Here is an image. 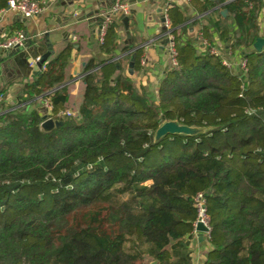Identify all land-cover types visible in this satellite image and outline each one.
<instances>
[{
  "label": "trees",
  "instance_id": "trees-1",
  "mask_svg": "<svg viewBox=\"0 0 264 264\" xmlns=\"http://www.w3.org/2000/svg\"><path fill=\"white\" fill-rule=\"evenodd\" d=\"M219 3L227 16L190 1L209 22L202 48L184 39L186 11L167 8L176 58L155 99L128 75L131 53L117 57L126 23L114 16L100 43L108 58L86 62L75 110L64 85L72 45L25 83L17 106L0 103V264H193L198 193L203 264H264V45L253 47L263 2ZM36 98L49 110L28 108ZM44 116L62 124L43 130ZM168 120L207 130L155 141Z\"/></svg>",
  "mask_w": 264,
  "mask_h": 264
},
{
  "label": "crops",
  "instance_id": "crops-1",
  "mask_svg": "<svg viewBox=\"0 0 264 264\" xmlns=\"http://www.w3.org/2000/svg\"><path fill=\"white\" fill-rule=\"evenodd\" d=\"M126 5L129 12L123 15L120 11L113 13L114 3ZM258 16L259 36L264 37V0ZM225 3V2H224ZM224 3H214L210 11H215L221 17ZM176 6L186 11L188 20L182 24L183 36L192 40L202 48L204 42L200 38L201 25L209 22L204 14L196 13L190 2L184 0H42L40 12L32 17H26L19 12L6 7L0 8V40L17 32L24 34L22 44L10 50L0 51V103L3 106L16 105L25 83L30 82L39 73H34L32 58H38L48 52L47 62L66 46L72 45L69 64L65 72V82L69 108L75 110L81 101L84 82V66L91 58L104 60L108 55L100 50L99 28L106 17L122 16L127 18L126 26L118 30L119 50L117 57L122 58L130 52L126 65L128 75L136 80L137 87H145L149 94H154L169 65L168 37L163 20L168 7ZM214 15L213 18H217ZM209 25V24H208ZM181 26V25H180ZM212 39L216 48L223 53V44L218 41L217 34L212 31ZM39 43V44H38ZM34 44L39 46L34 47ZM127 46L126 52H120ZM15 49L14 52H12ZM139 56V68L129 73L128 65L132 54ZM135 59V58H134ZM234 59V60H233ZM240 57L229 60L237 71ZM127 62V61H126ZM143 62V63H142ZM40 71V70H39ZM154 97V95L152 96ZM37 99V98H36ZM28 108L38 106L43 114L42 101H32ZM193 264H203L208 244L205 234L202 240L195 236Z\"/></svg>",
  "mask_w": 264,
  "mask_h": 264
},
{
  "label": "built area",
  "instance_id": "built-area-1",
  "mask_svg": "<svg viewBox=\"0 0 264 264\" xmlns=\"http://www.w3.org/2000/svg\"><path fill=\"white\" fill-rule=\"evenodd\" d=\"M184 1L186 3H189L191 0H184ZM7 8L10 10L19 12L26 17H32V16L37 15L40 12V10L42 8V0H8ZM111 11L113 13L120 11L123 15H127L129 12L126 5L120 4L118 2H116L112 5ZM163 18H164V22H165V29L167 30L168 51L170 54V61H171V63H175L176 51L174 49L173 37L169 31V23H168V19H167V13L164 14ZM111 21H112V17L108 16L105 18V20L101 24V26L99 28V41H100V43L103 41V38H104L105 33H106V28ZM23 39H24V34L21 32H17L16 34H14L10 37H6V38L0 40V51L10 50V49H13V48L20 46L22 44ZM211 52L213 54H219V51L217 49H211ZM224 63L226 65H228V62L226 60H224ZM44 103L47 105V107L49 109L50 108L49 104L46 101ZM195 205H196L197 210H198V219L195 222V227H196V224L198 222H201L202 224H204V226L209 228L208 227V217L205 214V205H204L202 193H198L197 196L195 197ZM196 235H198V232L195 229L194 233H193L194 238Z\"/></svg>",
  "mask_w": 264,
  "mask_h": 264
},
{
  "label": "water",
  "instance_id": "water-1",
  "mask_svg": "<svg viewBox=\"0 0 264 264\" xmlns=\"http://www.w3.org/2000/svg\"><path fill=\"white\" fill-rule=\"evenodd\" d=\"M214 3H219V0H211ZM220 13L222 15H225L227 13L226 9H223L220 11ZM124 21L127 20L126 17H124L123 19ZM164 20V18H163ZM39 44V43H38ZM34 44V47H37L39 45ZM264 45V38L263 37H258L256 38L253 47L256 50H261L262 47ZM15 49L12 51L14 52ZM48 56V52L44 53L43 55H41L38 58H30L29 61L34 60V65H33V69H34V73H38L39 70L42 68L43 64L46 61V58ZM134 58H135V54L133 53L131 56V60L129 62L128 65V71L129 73L132 72V67L134 64ZM43 121L41 122L40 126L43 130H51L54 127H58L62 124V120H63V116H60L59 119H52V118H46L45 116L43 117ZM207 128H202V127H197V126H188L185 125L183 123H180L177 120H168L163 122L154 132L153 138L154 140H158L161 137H164L166 135H175V134H182V135H195L198 133H202L204 131H206ZM196 231L198 232V237L199 239L202 240L203 238V233L208 232L209 228H207L206 226H204V224H202L201 222H198L196 224L195 227ZM150 264H155V261H152Z\"/></svg>",
  "mask_w": 264,
  "mask_h": 264
},
{
  "label": "rangeland",
  "instance_id": "rangeland-1",
  "mask_svg": "<svg viewBox=\"0 0 264 264\" xmlns=\"http://www.w3.org/2000/svg\"><path fill=\"white\" fill-rule=\"evenodd\" d=\"M228 59L229 60H232V56L230 55V54H226V56H225V60L227 61V62H229L228 61ZM234 60V59H233ZM237 63H238V68H242V69H244L243 68V66H244V64H245V61H243V60H239V61H237ZM134 81H135V83H136V80L135 79H133ZM136 86H137V83H136ZM152 94H149V92H148V95L151 97V98H156V94H157V88L156 89H154V94H153V92H151ZM154 95V97H152ZM45 101H43L42 102V108L44 109V110H49L48 109V107H47V105L44 103ZM204 235V234H203ZM153 261V260H152ZM152 261H150L149 260V264L152 262Z\"/></svg>",
  "mask_w": 264,
  "mask_h": 264
}]
</instances>
